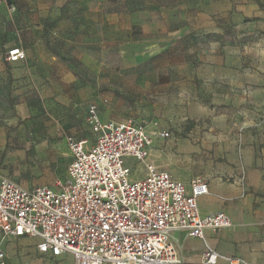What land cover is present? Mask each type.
I'll return each instance as SVG.
<instances>
[{"label":"rangeland","instance_id":"obj_1","mask_svg":"<svg viewBox=\"0 0 264 264\" xmlns=\"http://www.w3.org/2000/svg\"><path fill=\"white\" fill-rule=\"evenodd\" d=\"M50 1L56 0H15L12 17L0 5L2 66L16 45L26 49L52 42L55 55L84 79V87L96 89L103 115L111 107L124 120L145 123L155 132V164L176 179L194 174L209 181L211 172L248 161L264 169V0H131L128 7L120 1L118 11H150L159 29L145 34L136 27L132 37L100 35L92 67L66 51L59 18L50 20ZM46 26L58 34L48 36ZM34 30L41 31V42L31 35ZM178 30L184 38L176 41ZM27 62L16 71L20 78L9 74L6 79L0 68V184L8 178L26 187L52 185L72 160L69 132L65 120L37 113H56L62 105L65 88L50 81L63 71L37 68V84L27 86L34 66ZM161 130L170 135H158ZM127 164L132 178L145 175L144 163L127 158ZM256 196L259 212L250 222L260 232L261 249L254 264H264L263 182Z\"/></svg>","mask_w":264,"mask_h":264},{"label":"built area","instance_id":"obj_2","mask_svg":"<svg viewBox=\"0 0 264 264\" xmlns=\"http://www.w3.org/2000/svg\"><path fill=\"white\" fill-rule=\"evenodd\" d=\"M1 4L12 17L10 0ZM183 38L182 30L174 32L176 41ZM8 57L28 59L21 46L9 49ZM87 113L95 138L66 136L72 160L64 177L35 187L1 181L0 237L38 238L39 251L54 257L68 253L73 264H182L170 242L172 231L204 238L206 230L233 226L227 212L201 214L198 200L209 193L205 178L184 182L148 161L155 132L145 123L104 119L95 102ZM127 158L145 164L143 177L132 178ZM5 258L0 243V264H10ZM193 264L251 263L207 246L203 260Z\"/></svg>","mask_w":264,"mask_h":264},{"label":"crops","instance_id":"obj_3","mask_svg":"<svg viewBox=\"0 0 264 264\" xmlns=\"http://www.w3.org/2000/svg\"><path fill=\"white\" fill-rule=\"evenodd\" d=\"M120 1H123V5H126V7L131 2V0H56L53 4V1H50V6H53L50 20L59 18L58 22L61 25L59 34L64 39L66 51H71V55L87 67H92L90 63L93 58L92 50L95 45L99 44L100 35L106 38L111 33L122 34L127 32L129 37H132L133 28L136 27H141L145 34L156 32L159 29V24L153 20L150 11L128 10L127 8L118 11ZM113 4L118 5L117 10L111 9ZM1 6L5 8L4 5L1 4ZM45 6L48 7V5ZM14 13H16V8ZM45 30H47L48 36L58 34L49 26H46ZM22 34L23 31H19L18 36L20 37ZM31 35H34L35 39L41 42L39 40L40 30L32 31ZM45 43L46 45L38 46V43L35 42L32 47L29 46L26 49L23 45H16L26 50L28 59L16 62L9 60L7 67L10 69V73L7 72V67L4 64L2 66L1 61V71L5 68L6 73L2 72L4 77L6 75V79L9 74L13 78H20V73H16V71L28 61L29 65H34L32 72L28 74L26 79V85L30 86L32 83L37 84L33 76V71L37 68L44 73H50L52 69L58 71L61 69L63 71L61 77L51 79L50 83L57 84L59 82L65 88L64 95L60 99L62 105L56 113L37 114L50 115L54 118L59 117V119L66 121L63 123L65 129L69 132L66 136L70 135L79 140L89 139L92 141L95 135L87 122V112L89 103H98L95 100L98 97L97 91L95 88H90V91H88L83 85L84 79L76 76L71 70V66L55 55V47L52 42L45 41ZM70 48H73V50H70ZM85 48L87 50H80ZM45 95H42L43 98H45ZM31 109L33 110L34 107L32 106ZM112 110L111 107H108L104 115L100 114L104 119L124 120V116L112 113ZM69 120L70 122H68ZM153 145L150 155L153 157L151 162L155 164L159 161L154 156L155 151L158 149L154 147H159V144ZM193 176L195 175L193 174L182 181L189 182ZM233 177H235V180L230 182L228 178ZM208 178L209 193L202 195L198 200L201 214L227 212L233 219V226L218 231L206 230L204 238L190 236L185 230L172 231L170 242L177 258L181 260L182 264L200 263L203 260L207 246H210L222 256L239 257L254 264L258 261L261 249L260 232L251 226L250 219H253L254 214L258 216L259 210L255 206L259 203L260 198L256 196V193L261 182L264 185V169H258L252 162L248 161L236 166V168L211 172ZM0 243L6 253L5 261L10 264H73L72 255L68 253L54 257L49 253L39 251V239L35 237L5 236L0 237ZM253 255L257 258H253Z\"/></svg>","mask_w":264,"mask_h":264},{"label":"trees","instance_id":"obj_4","mask_svg":"<svg viewBox=\"0 0 264 264\" xmlns=\"http://www.w3.org/2000/svg\"><path fill=\"white\" fill-rule=\"evenodd\" d=\"M10 3L15 7V3H14V0H10ZM16 8V7H15ZM8 14V13H7ZM66 171H67V169H66ZM65 174H66V172H65ZM65 176V175H64ZM64 176H57V177H64Z\"/></svg>","mask_w":264,"mask_h":264}]
</instances>
